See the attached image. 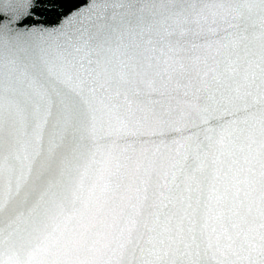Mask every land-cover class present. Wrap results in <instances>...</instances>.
Returning a JSON list of instances; mask_svg holds the SVG:
<instances>
[{"label": "snow or ice", "instance_id": "snow-or-ice-1", "mask_svg": "<svg viewBox=\"0 0 264 264\" xmlns=\"http://www.w3.org/2000/svg\"><path fill=\"white\" fill-rule=\"evenodd\" d=\"M0 264H264V0H0Z\"/></svg>", "mask_w": 264, "mask_h": 264}]
</instances>
